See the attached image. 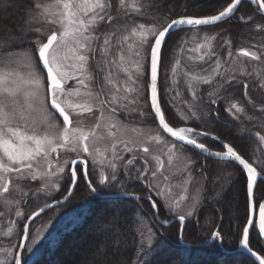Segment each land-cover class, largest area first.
<instances>
[{
	"label": "rangeland",
	"instance_id": "obj_1",
	"mask_svg": "<svg viewBox=\"0 0 264 264\" xmlns=\"http://www.w3.org/2000/svg\"><path fill=\"white\" fill-rule=\"evenodd\" d=\"M244 1L256 6L258 11L256 0ZM151 2L152 0H34L33 7L25 15L22 27H17L15 32L7 30L10 34L0 39V264L13 263L19 250L21 234L27 219L26 211L34 204L32 201V205L26 206L28 208L21 206L26 193L31 190L32 183L29 182L31 178L34 177L38 185L34 195L37 199L43 197L45 200L42 203L45 204L51 198L63 194L62 184L66 181L68 158L71 160L73 156L83 152L81 141L76 139L77 135L74 132L69 137V143L63 144L62 128L48 108L46 78L37 59L40 45L50 33H57L58 39L49 51V58L51 55H56L58 58L55 62L56 68L61 74L64 73L66 66L62 55L68 49L71 57L75 55L77 57V50L82 42L86 39L89 43L93 42L94 39L90 40L93 38L92 33L96 27L91 20H94L93 17L97 15V27H105L106 24L105 34L111 32L110 37H106V41L113 44L118 43L119 48H122L119 55L122 57L124 53V57L131 61L128 64L132 68L137 67L144 57L143 46L146 47L149 41L151 50L157 33L169 23L165 15L151 17L147 14ZM113 12L120 14L106 23L107 14ZM142 12L146 16H142ZM237 12L238 10L234 15ZM258 14L261 13L258 11ZM251 15L258 16L257 14ZM256 21L264 30V19L258 18ZM85 28L88 29L87 32L84 31ZM219 31L221 32V29L194 28L191 32L184 33L180 39L178 38L182 43L179 50L183 49V57L179 61L184 59L186 63L182 66L176 60L178 57L175 58L174 55V62L164 64L163 81L166 80L167 84L171 82V86L175 89L176 81H180L181 77H184L189 85H196L206 80L209 75L221 73L224 70L221 66L224 63L221 62L214 66L213 72L197 71V67L190 63L196 59L208 60L216 57V48L222 44L216 42L215 39L213 41V38ZM237 42V45L231 41L226 44V53L229 55L225 59H230L229 71L236 74L241 72L248 81H254L257 78L264 79L258 76L260 69H263L264 75V32L243 36ZM124 43L127 44L125 48L120 46ZM238 48L256 52L260 60H253L246 55L239 54ZM138 49L141 50L138 52ZM219 55L217 54L218 59L221 58ZM50 62H52L51 59ZM74 63L77 65V60ZM184 117L186 116L182 115L181 118ZM118 121L121 120L118 119ZM115 123L118 134L132 132L131 128L122 125L121 122ZM101 130L99 127V130L87 139V145L91 150V153H88L89 157L92 162L98 164L100 161V164L107 163L109 157L105 159L102 155L110 153V146L107 145L109 140ZM154 131L155 129L151 127L150 133L153 134ZM184 131L190 133L189 135L192 134L185 128ZM148 144L150 154L156 152L164 155L163 142ZM226 145L235 150L230 144ZM55 152H59L60 157L57 167L52 166L56 159ZM176 154L177 158H173L171 163H166L163 171L171 173L179 169L189 152L184 148H177ZM154 166L157 164L154 163ZM183 169L186 167L184 166ZM7 174L12 183L7 192H2L1 188L7 186L5 183ZM162 180L159 175L153 177V189L157 196L160 195L164 185ZM183 183L182 188L181 185L174 186L176 182L175 184L172 182L167 187L166 191L171 194L170 200L172 201L166 203L164 207L168 214L180 213L189 218L195 214L201 203V187L199 188L200 183H196L192 189H188L187 197L180 199V194L187 189V183ZM150 203L152 219L159 224L160 222L154 215V208H157V205L153 199ZM77 205L78 202H73V204L57 207L45 215L41 214L33 222L21 250L22 264H33L41 256L49 254L64 230L73 227V223L69 221L67 223L65 219ZM157 214L163 222L169 223L168 219L161 217L158 209ZM12 219H14L13 224H11ZM178 222L181 228L182 220L179 219ZM142 226L146 228L148 234L145 240L150 243L154 236L151 224L146 218H142ZM211 236L208 241L211 240ZM217 238H220L219 234L213 240Z\"/></svg>",
	"mask_w": 264,
	"mask_h": 264
},
{
	"label": "flooded vegetation",
	"instance_id": "obj_2",
	"mask_svg": "<svg viewBox=\"0 0 264 264\" xmlns=\"http://www.w3.org/2000/svg\"><path fill=\"white\" fill-rule=\"evenodd\" d=\"M118 14L120 13H108L106 23ZM234 16L231 18L234 19ZM96 17L91 20L96 27L92 33L93 38L90 40L94 39L93 42H87L88 39L82 42L78 47L77 57H75L76 55L71 57V52L68 49L62 55L63 63L66 66L64 73L61 74L56 68L55 62L58 60L56 55H51L49 58V62L50 59L52 61L50 62L52 68L62 82L61 85L53 87V99L62 106L66 118L58 115L50 106L48 81L45 76L48 108L62 128V134L64 133L63 144L69 143V137L74 132L77 135L76 139L81 141L83 152L73 156L71 160L68 158L66 181L62 184L63 194L51 198L48 202L63 197L73 186V191L68 199L54 207L78 202L77 207H73L74 210L65 219V222H71L77 220L81 214H85L92 206L101 201L131 198L151 202L152 199L156 198L161 202L164 213L169 215L168 221L173 217L177 218L173 221L184 217L185 224L187 217L180 213L171 215L165 211V204L172 201L170 200L171 194L166 191L167 187L172 182L174 184L176 182L177 184L174 186L181 185L182 188L183 182H186L187 189L180 194V199H184L188 195V189H192L196 183H201L203 177L205 180H209L208 171L213 170L214 160H228H219L205 155L168 135L159 126L152 114L150 105L149 61L151 50L149 41L146 47L143 46L144 57L140 62L138 61L137 67L132 68L128 64L131 61L124 57L125 54L123 53L122 57L119 55L122 48H119L118 43L113 44L106 41V37H110L111 32L105 34L107 32L105 30L106 24L105 27H97ZM84 31L87 32L88 29L85 28ZM120 46L125 48L127 44L124 43ZM241 49H237L239 54L246 55L253 60H260L256 52H250L248 55L242 53ZM140 50L138 49V52ZM76 60L77 65L74 63ZM176 60L179 61V59ZM174 61V59L169 60L170 64ZM229 61V58L191 61V65L196 66L197 71L202 70L204 72L207 70L213 72L214 66L220 62L224 63V65H221L224 70L217 75L207 76L206 80L196 85H189L185 78L181 77L180 81H176L175 90L171 86V82L168 83V86L166 80L163 81L165 69L164 64L161 63L160 55L158 81L159 104L166 122L172 128H185L192 133L189 135L190 133L186 132L185 135L181 136L198 142L211 150L224 153H226V144L230 143L223 136L198 129L197 126L205 124L200 116L212 114L226 131L234 126L238 127L239 130H243L247 124L248 114L264 111L263 69H260L258 74L262 80L257 78L258 80L248 81L241 72L236 74L231 73V70L229 71ZM178 63L183 66L186 62L183 59ZM215 79H223L224 81L220 83L216 82ZM238 87L241 88V92L238 91ZM218 88H220V91L217 90ZM173 90H175L174 93L171 92ZM221 91L229 92L230 95L224 96ZM163 103L168 106L170 112L178 116L176 119L169 120L167 118ZM182 115L186 117L181 118ZM219 115H224V117ZM118 119L121 121H118ZM115 122H121L122 125L131 128L132 132L118 134ZM248 124H251V122ZM99 127L107 136L109 140L107 145L110 146V153L102 155L105 159L109 157L107 163L104 164H100L101 161L99 164L92 162L88 154L91 153V150L87 145V139L94 135ZM151 127L155 129L153 134L150 133ZM258 138L260 141L262 140L261 137ZM151 142L157 144L163 142L164 155L156 152L150 154L148 143ZM177 148L186 149L189 155L185 157V161L179 169L167 173L163 171V166L166 163H171L173 158H177ZM55 158L53 167H57L60 163L59 152H55ZM154 163L157 166H154ZM184 166L186 169H183ZM155 175H159L164 184L159 196L155 194L153 189V177ZM211 175L213 176V173ZM34 179L32 177L29 181L32 183L31 190L26 193L21 206L26 207L32 205V201H37L34 192L38 185ZM11 181L10 176L7 174L5 180L7 186L1 188L2 192L8 191ZM118 193L136 194L137 197L116 196L115 194ZM79 210H81L80 213ZM152 220L155 222L154 219ZM13 223L14 219L11 221V224ZM21 235H23V232Z\"/></svg>",
	"mask_w": 264,
	"mask_h": 264
},
{
	"label": "trees",
	"instance_id": "obj_3",
	"mask_svg": "<svg viewBox=\"0 0 264 264\" xmlns=\"http://www.w3.org/2000/svg\"><path fill=\"white\" fill-rule=\"evenodd\" d=\"M231 1L152 0L147 14L151 17L165 15L168 21L179 17L210 16L222 11ZM33 5L34 0H0V39L10 34L7 30L15 32L17 27H22L26 13ZM142 13V16H146ZM251 14L258 16L253 17ZM234 17L214 25L197 27L208 30L221 29L213 38V41L215 39L222 44L216 48L215 58L218 57L217 54H220V59L226 58L227 42L229 44L231 41L237 45L238 39L243 36L264 32L260 28L261 24L256 21L258 18L264 19V16L258 14L257 7L250 2L243 0ZM193 29H180L166 38L161 50V63L169 64L174 55L178 59L183 57V49L179 50L182 44L179 39ZM215 81L221 83L224 80ZM217 90L220 91V88ZM238 91L241 92L240 87ZM223 93L224 96L230 95L229 92ZM163 109L169 120L178 117L168 110L165 103ZM200 117L205 124L197 126L198 129L223 136L264 175V111L248 114L243 130L236 126L229 131L224 130L212 114H203ZM249 122L251 124H248ZM212 169L208 171L209 180L203 177L199 184L202 200L197 211L187 218L182 227V240L191 244L179 241L178 220L167 224H158L152 220L150 201L118 198L98 202L77 220L71 221L73 227L64 230L49 254L41 256L33 264H257L251 256L236 250L249 217L246 172L232 161L214 160ZM263 197L264 180L261 179L255 186L253 198L258 204ZM43 200V197H39L26 211V216L41 207ZM154 202L161 217L168 219L169 215L164 214L161 202L156 198ZM54 209L51 208L42 215ZM142 218H146L153 229L154 236L150 243L145 240L148 234L142 226ZM22 226L23 224L20 226V233ZM214 231L219 234L221 244L218 238L208 242ZM249 245L264 257V242L259 237L255 225L250 232Z\"/></svg>",
	"mask_w": 264,
	"mask_h": 264
},
{
	"label": "water",
	"instance_id": "obj_4",
	"mask_svg": "<svg viewBox=\"0 0 264 264\" xmlns=\"http://www.w3.org/2000/svg\"><path fill=\"white\" fill-rule=\"evenodd\" d=\"M243 0H232L228 6H226L222 11L210 15V16H200V17H179L174 18L167 25H165L156 35L151 51H150V61H149V81H150V90H151V111L156 119L159 126L170 136L175 138L176 140L182 142L183 144L189 145L196 150H198L201 153H204L205 155H208L210 157H213L215 159L219 160H228L232 161L234 163L239 164L246 172L247 179H248V188H247V197H248V209H249V217L248 222L245 226L244 232L241 237V241L238 244L236 250L245 252L257 264H264V258L256 252L254 249H252L249 245V236L250 232L252 230L253 225H255L257 233L261 240L264 242V197L260 200L258 204L255 203L253 194L254 189L259 180H264V175L258 170L252 163H250L247 159H245L240 153L237 151L231 152V154H226L224 152L211 150L202 144L198 142H194L192 140H189L180 134L176 133L174 131V128H172L165 120L160 104H159V96H158V81H159V67H160V55H161V49L162 46L166 40V38L173 32L184 29V28H197L201 26H208V25H214L220 22H223L231 17L234 16L236 11L238 10L240 4ZM258 3V11L264 15V0H256ZM189 18L190 20H180ZM57 39V33L52 32L50 33L45 41L40 45L38 51H37V59L39 61V65L41 69L43 70L47 81H48V95H49V103L50 106L55 110V112L66 118V113L62 106L53 99V87L57 85H61V80L58 78L56 72L52 68L50 62H49V51L54 44V42ZM242 53L250 54V52L246 48H242L240 50ZM73 191V186L70 188L68 193L64 195L63 197L50 201L38 209H36L34 212L30 214V216L27 218L26 223L23 228V235L19 244V250L15 256L14 264H22L21 262V250L24 247L26 238L28 236V231L30 224L32 221L40 216L41 214L47 212L51 208H54L64 201L68 199V197L71 195ZM116 196H126V197H137L136 194H130V193H118L115 194ZM154 215L161 223H168L163 222L157 214V208H154ZM182 220V223H184L185 218L180 217ZM179 218V219H180ZM174 219H177L176 217H173L169 220V222L173 221ZM183 227V224H182ZM182 227L180 228V234H179V241L181 243L185 244H191L190 242H184L182 240ZM218 233L216 231L213 232L211 236V240L208 242L213 241L214 237H216ZM219 243L221 244V238H219ZM194 244H201V243H194ZM205 244V243H203Z\"/></svg>",
	"mask_w": 264,
	"mask_h": 264
},
{
	"label": "bare ground",
	"instance_id": "obj_5",
	"mask_svg": "<svg viewBox=\"0 0 264 264\" xmlns=\"http://www.w3.org/2000/svg\"><path fill=\"white\" fill-rule=\"evenodd\" d=\"M180 20H190L189 18H185V19H180ZM174 131L180 135H185V131L183 128H174ZM233 150L226 145V153H231Z\"/></svg>",
	"mask_w": 264,
	"mask_h": 264
}]
</instances>
